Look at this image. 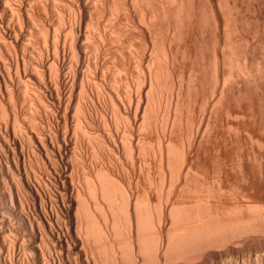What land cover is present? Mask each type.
Returning <instances> with one entry per match:
<instances>
[{"label": "bare ground", "instance_id": "bare-ground-1", "mask_svg": "<svg viewBox=\"0 0 264 264\" xmlns=\"http://www.w3.org/2000/svg\"><path fill=\"white\" fill-rule=\"evenodd\" d=\"M4 168L0 264H264V0H0Z\"/></svg>", "mask_w": 264, "mask_h": 264}, {"label": "rangeland", "instance_id": "rangeland-1", "mask_svg": "<svg viewBox=\"0 0 264 264\" xmlns=\"http://www.w3.org/2000/svg\"><path fill=\"white\" fill-rule=\"evenodd\" d=\"M26 104H28V103H26ZM26 104L23 103V107L26 106ZM28 105H29V104H28ZM28 105H27V107H29ZM27 116H28L27 114L24 116L26 120H27L28 117H29V116H28V117H27ZM28 120H29V119H28ZM29 121H30V120H29ZM89 148H91V147H89ZM88 151H89V152L86 153V157H84L83 159H81L80 156H78L77 154H75V155L72 154L73 156H69V157H71V158H69V160H70V161H73L74 159H76L75 157L78 156L82 161L84 160L83 164L81 163L82 161L79 160L78 157H77L78 159H76V160L73 161L75 164H74L73 162H72V164L75 166L76 163H78V162H76V161L79 160V162H80L81 164L78 163V164L76 165V167L79 165L78 167L80 168L81 166L84 165V167L87 166L86 169H88V171H91V170L94 168V166H95V165L93 166V164H96L97 162H99L100 159L97 158V155L92 154V153H91V154H92V157H91L90 154H89V153L91 152V150L89 149ZM93 155H95L94 157H96V158L99 159V160L97 161L96 158H93ZM89 156L93 159V161H95V160H96V161L93 163V162H92V159L89 158ZM30 157H33V156L30 155ZM87 157H88L89 159H87ZM34 158H35L36 160L39 159V158H37V157H34ZM34 158H33V159H32V158H29V159H30V161H32V160H34ZM72 159H73V160H72ZM94 159H95V160H94ZM36 160H34L33 163L30 162L29 160H28L29 162L27 161V163H26V166H27V167H26V171H27L28 173H29V172H30V173H34V172H35V173H38V172H39L38 175L41 176V172H42V164H41V160L39 159V162H40V163H39L38 160H37V162H38L39 164L36 162ZM87 160H90L89 163H91L92 165L89 164L88 162H86ZM1 161H2V160H1ZM101 161H102V160H101ZM101 161H100V162H101ZM103 161H104V160H103ZM35 162L37 163V165H36ZM28 163H30L31 165H33V164L35 163V164L33 165L35 168H34L33 166H31V165L28 166V165H27ZM85 163H86L87 165H85ZM104 163H106V161H104ZM106 164L108 165V163H106ZM3 165H4V164H3ZM88 165H90V166L88 167ZM109 165H110V164H109ZM39 166L41 167V169H38V168H40ZM3 167H4V166H3ZM36 167H38V168H36ZM76 167H75V168H76ZM91 167H92V169H91ZM30 168H31V169L33 168V170L37 169V172H36V171H33V172H32V170H31ZM75 168H74V169H75ZM27 169H29L30 171L27 170ZM89 169H90V170H89ZM8 170H9V169L4 168V170L0 173V176L2 177V173H3V172H6V173H3V175L6 174L7 176L5 175V176H6L5 179H7V178L10 176V174L12 173V172H11L12 170H9V171H8ZM38 170H39V171H38ZM40 171H41V172H40ZM7 172H8V173H7ZM9 172H10V174H9ZM30 173H29V174H30ZM35 173H34V174H35ZM11 175H12V174H11ZM30 175H31V178L34 180V179L36 178V175H37V174L34 175L35 177L33 176V174H30ZM38 175H37V178H38ZM5 176H4V177H5ZM15 176H16V175H15ZM15 176H11V177H9V178L6 180V181L9 182V184H8V182H6V181L4 180V178H3L4 182L6 183V185H7V184L10 185L9 187H8V185H7V186H6V185H3L4 182H3V180H1V177H0V183L2 184V185L0 184V190H1V191H0V216H3V217L6 218V220H4L5 218L3 219V217H1V220H3L4 222H3V221L1 222V220H0V233L2 232V235H5V236H3V238H5V239L7 238V240L5 241V239H3L2 237H0L1 239H3V240L0 239V242H1L0 244H1V246H2L4 252L7 251V250H4L5 247L8 248V251H7L8 253L6 252V253H5L6 255L4 254L5 256H8V255L10 256V253H9V252H11V256H12V249H11V248H12V245H11L10 248H9V245H10L12 242H11L10 244L7 243V242L12 241V240H10V239H12V237H14L13 235L15 234V232H16V233H17V232L19 233V232L22 231L23 235H25L26 233H30V230L28 231L29 225L27 224V222H26V223L23 222V219L20 221L21 218H20L19 220H17V219H18L17 216H19V215L21 214V212H22V213H23V212H24V213L26 212V210H25V209H26L25 205L22 203V205H24V207H21L22 205H21V203H20L19 201H16V202H18V204H16V203L13 204L12 202H15V199H14L13 197H12V199H11V198L6 199V197L8 198L10 195L12 196V191H11V189L14 190V186H15V183H14V182L17 183V176H16L15 180L13 179ZM32 176H33V177H32ZM10 178H12V179H10ZM9 180H11V181H9ZM11 182H12L13 184H12ZM13 185H14V186H13ZM1 186H2V188H1ZM5 186H6V189L4 188ZM7 187H8V188H7ZM10 187H11V189L9 190ZM3 188L5 189L4 191H5L6 193H7V191L9 190L10 192L8 191V194H9V193H11V194H9V196H8V194L3 193V192H4V191H2ZM7 189H8V190H7ZM1 192H2L5 196H4L3 194H1ZM22 193H24V192H22ZM3 196H4V197H3ZM11 196H10V197H11ZM22 196L26 197L25 194H23ZM10 199L13 200V201L11 202ZM22 202H23V200H22ZM12 204H13V205H12ZM9 205L12 206V208H11ZM14 205H15V207H16L18 210L21 209L20 212H18V210H17L15 207H13ZM20 205H21V206H20ZM7 206H8V208L10 207L11 210L13 209L15 212H14V211H13V212H10V209L6 210V209H7ZM14 208H15V209H14ZM24 208H25V209H24ZM73 209H74V208H73ZM73 209H72V211L69 213V215L65 214V215H62V216H64V218L68 217V218H67L68 220H67V219H64V220H65V222L68 221V223L70 224L69 227H70L71 231L74 232L75 224H73V223L75 222V220H74V219H75V218H74V217H75V216H74L75 213H72V212H74L75 209H74V210H73ZM16 210H17V211H16ZM7 211L10 212V214L7 213ZM16 212H17V213H16ZM11 213H12V214H11ZM15 213H16V214H15ZM18 213H19V215H17ZM4 215H5V216H4ZM8 215H9V216H12V218L10 217L12 221L9 220ZM16 215H17V216H16ZM66 215H67V216H66ZM70 215H73V216H70ZM20 216H21V215H20ZM20 216H19V217H20ZM65 216H66V217H65ZM16 217H17V218H16ZM71 217H72V218H71ZM7 219H8V220H7ZM70 219H71V220H70ZM6 221H7V222H8V221H11V222H8V223H7ZM70 222H71V223H70ZM5 223H6L7 225H6ZM9 223H10V224H9ZM66 223H67V222H66ZM66 223H65V225L68 224V223H67V224H66ZM11 224H12V226L9 227V225H11ZM71 224H72V226L74 225V228L71 226ZM3 225L6 226V228H5ZM1 227H2V229H1ZM4 228H5V229H4ZM26 228H27V229H26ZM10 229H12V232H8V231H11ZM24 229H25L27 232H26ZM4 230H6L7 233L10 234V235L7 236V234H4V233H6V231H4ZM23 230H24L26 233L23 232ZM3 232H4V233H3ZM11 233H14V234H11ZM2 235L0 234V236H2ZM27 235H29L28 237L30 238L31 233H30V234H27ZM9 237H11V238L9 239ZM25 237H27V236H25ZM119 238H122V237H119ZM8 239H9V240H8ZM260 240H264V237L260 238ZM4 242H5V243H4ZM2 243H3L4 245H5V244H9V245H5V246H4ZM7 248H6V249H7ZM0 249H1V247H0ZM1 250H2V249H1ZM1 250H0V251H1ZM1 253L3 254L2 251H1ZM7 254H8V255H7ZM236 257L238 258V259H237V262L232 261L231 263H228V264H244V263L242 262V258H241V257H239V256H236ZM253 257H254V255H253ZM252 260L254 261V262H252V264H255V259L253 258ZM180 262H182V261H180ZM183 262H184V263H189V262H187V261L185 262V260H183ZM215 264H221V263H220L219 261H216Z\"/></svg>", "mask_w": 264, "mask_h": 264}]
</instances>
